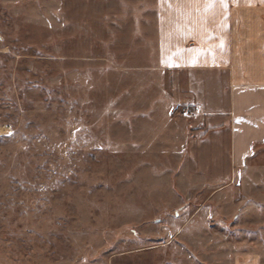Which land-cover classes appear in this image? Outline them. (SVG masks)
Masks as SVG:
<instances>
[{"label": "rangeland", "instance_id": "rangeland-1", "mask_svg": "<svg viewBox=\"0 0 264 264\" xmlns=\"http://www.w3.org/2000/svg\"><path fill=\"white\" fill-rule=\"evenodd\" d=\"M152 12L0 0V264H264V143L189 140Z\"/></svg>", "mask_w": 264, "mask_h": 264}, {"label": "crops", "instance_id": "crops-1", "mask_svg": "<svg viewBox=\"0 0 264 264\" xmlns=\"http://www.w3.org/2000/svg\"><path fill=\"white\" fill-rule=\"evenodd\" d=\"M152 20L153 65L184 77L170 103L188 108L189 140L229 136L239 176L264 143V0H153Z\"/></svg>", "mask_w": 264, "mask_h": 264}]
</instances>
